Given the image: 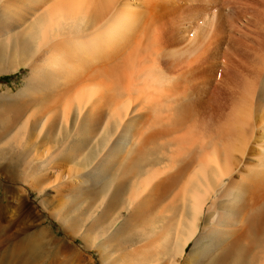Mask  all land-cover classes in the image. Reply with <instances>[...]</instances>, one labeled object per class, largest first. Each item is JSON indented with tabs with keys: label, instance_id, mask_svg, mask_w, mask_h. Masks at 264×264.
<instances>
[{
	"label": "bare ground",
	"instance_id": "bare-ground-1",
	"mask_svg": "<svg viewBox=\"0 0 264 264\" xmlns=\"http://www.w3.org/2000/svg\"><path fill=\"white\" fill-rule=\"evenodd\" d=\"M17 27L34 45L30 76L5 95L26 101L0 143L14 145L31 189L50 171L58 193L109 180L104 200L133 218L175 188L170 253L199 231L188 264L249 250L264 264V0H3L0 31ZM126 229L120 211L113 240Z\"/></svg>",
	"mask_w": 264,
	"mask_h": 264
},
{
	"label": "rangeland",
	"instance_id": "rangeland-1",
	"mask_svg": "<svg viewBox=\"0 0 264 264\" xmlns=\"http://www.w3.org/2000/svg\"><path fill=\"white\" fill-rule=\"evenodd\" d=\"M27 25L24 24V28ZM17 29L19 28L0 31V134L4 133L9 124L16 119L26 101L7 98L9 94L16 93L24 87L26 79L30 76L29 58L34 45L28 36L29 40L22 38L26 34H16ZM6 94L8 95L5 96ZM147 123H143L142 128H145ZM74 126L75 121L72 117L70 131ZM8 138L4 139V142ZM52 142H45L47 145L43 146L51 147ZM13 148L14 145L0 143V264H188L187 256L190 254L192 257L191 254L197 253L196 249L193 251L192 248L199 231L189 241L182 256L177 257L176 252L173 254L169 252L180 210L178 206L176 210L168 206L170 209L165 211L164 209L168 207H164L166 206L164 203L172 201L177 189L170 191L165 202L161 199L142 216L136 215L131 218L128 217L125 208H122L124 203L121 200L117 205L104 200L110 194L107 190L109 180L102 184V188L85 189L80 191L79 195L74 190L58 193L53 189L56 188L53 182L56 171H50V177L44 183L45 187L43 185L45 191L37 193L30 187L29 176L23 175L20 169L22 164L19 165L17 162ZM88 148H85V151ZM148 155L147 153V156L138 160L137 164L142 167L141 162H147ZM7 163L13 167H7ZM143 166L142 169L140 167L141 172L138 171L139 175L142 174L137 175L138 182L143 175H147L145 171L150 165L147 163V166L145 164ZM132 169L136 171L138 167L134 166ZM137 177H133V180ZM47 183L53 185L51 189ZM128 189L130 188L126 190ZM42 200L43 204L40 202ZM51 210L56 211L54 216ZM120 211L127 220V229L121 232V241L117 242L113 240L110 230L113 218ZM38 226L43 229L41 241L33 249V256L29 257L25 255L28 253H25L22 247L25 238L37 230ZM86 232L88 235L84 234ZM262 236L263 234L258 238L259 243L263 240ZM100 240L106 241L107 246L104 249L99 248ZM168 240L170 246L167 248L165 242ZM254 252L249 250L234 253L222 264H258L256 260L258 255ZM24 255V259L26 257L30 259L28 261L22 259ZM118 256L120 258L117 259ZM195 256L198 258V264H206L211 259V255L210 258L209 255L204 258L198 254ZM193 260L192 264L196 262L193 263Z\"/></svg>",
	"mask_w": 264,
	"mask_h": 264
},
{
	"label": "crops",
	"instance_id": "crops-1",
	"mask_svg": "<svg viewBox=\"0 0 264 264\" xmlns=\"http://www.w3.org/2000/svg\"><path fill=\"white\" fill-rule=\"evenodd\" d=\"M263 264V263H262Z\"/></svg>",
	"mask_w": 264,
	"mask_h": 264
},
{
	"label": "trees",
	"instance_id": "trees-1",
	"mask_svg": "<svg viewBox=\"0 0 264 264\" xmlns=\"http://www.w3.org/2000/svg\"><path fill=\"white\" fill-rule=\"evenodd\" d=\"M6 78V77H5Z\"/></svg>",
	"mask_w": 264,
	"mask_h": 264
}]
</instances>
